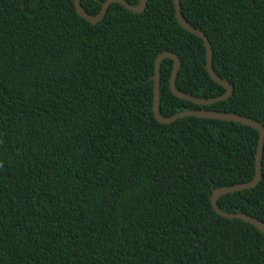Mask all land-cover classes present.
<instances>
[{
    "label": "trees",
    "instance_id": "16d2710c",
    "mask_svg": "<svg viewBox=\"0 0 264 264\" xmlns=\"http://www.w3.org/2000/svg\"><path fill=\"white\" fill-rule=\"evenodd\" d=\"M104 1L80 3L95 16ZM180 6L232 95L209 106L176 98L166 59L160 114L230 113L264 127V0ZM163 52L179 59V92L225 93L172 0H147L141 14L112 4L95 25L74 0H0V264H264V235L211 206L214 190L253 179L258 133L196 117L158 123ZM261 163L257 187L221 196V211L264 223V144Z\"/></svg>",
    "mask_w": 264,
    "mask_h": 264
},
{
    "label": "water",
    "instance_id": "95a60500",
    "mask_svg": "<svg viewBox=\"0 0 264 264\" xmlns=\"http://www.w3.org/2000/svg\"><path fill=\"white\" fill-rule=\"evenodd\" d=\"M173 6H174V12H175V18L179 24V26L185 30L186 32L198 37L204 46L205 49V59H206V70L210 78L216 82L218 85L224 88L225 93L217 98H211V99H199L196 97H192L190 95L184 94L179 92L176 89L175 83H176V77L177 72L179 70V59L177 55L171 53V52H163L160 55H158L154 61V75L152 77L153 81V106L152 111L155 120L160 124H171L179 119L186 118V117H196V118H204V119H211V120H219V121H226V122H233L236 124H241L243 126L249 127L257 131L258 133V143H257V149L255 153L254 158V176L253 179L250 182L234 185L232 187H223L220 189H216L213 191L211 195V206L213 211L220 217H223L228 220H240L244 223H248L254 228H256L262 235H264V223L253 218L250 216H247L245 214L235 213V214H228L226 212L221 211L217 206V201L221 196L232 194L244 190H250L257 187L259 182L262 178V153H263V144H264V127L261 123L257 121H253L249 118L230 114V113H218L213 111H183L180 113H177L170 117H163L160 114V96H159V87H160V66L162 61L166 59H170L173 62L171 75L169 78V89L172 95H174L176 98L181 100H186L190 103H193L198 106H209L218 102H222L227 100L232 95V88L229 85L228 82L221 79L216 75V73L213 70L212 67V50L211 45L206 38V36L199 31L198 29L193 28L191 25L187 23L183 15L181 14V6H180V0H172ZM147 0H140L139 4L134 6L130 3H128L126 0H105L102 3L101 9L99 13L95 16H90L85 12V10L82 8L80 0H74V8L79 17L87 21L88 23L95 25L102 21L107 13L108 8L112 4H119L121 5L125 10L130 11L134 14H141L146 7Z\"/></svg>",
    "mask_w": 264,
    "mask_h": 264
}]
</instances>
